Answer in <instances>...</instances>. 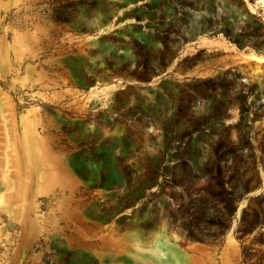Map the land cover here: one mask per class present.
<instances>
[{
    "label": "rangeland",
    "instance_id": "374dc122",
    "mask_svg": "<svg viewBox=\"0 0 264 264\" xmlns=\"http://www.w3.org/2000/svg\"><path fill=\"white\" fill-rule=\"evenodd\" d=\"M0 264H264V0H0Z\"/></svg>",
    "mask_w": 264,
    "mask_h": 264
}]
</instances>
